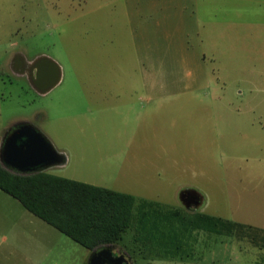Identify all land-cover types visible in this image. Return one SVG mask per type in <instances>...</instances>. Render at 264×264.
<instances>
[{"label": "rangeland", "instance_id": "obj_1", "mask_svg": "<svg viewBox=\"0 0 264 264\" xmlns=\"http://www.w3.org/2000/svg\"><path fill=\"white\" fill-rule=\"evenodd\" d=\"M236 2L239 14L244 1ZM230 5L0 0V147L19 123L42 127L52 145H69L74 134L67 128L79 111L70 105L77 93L163 94L171 146H132L128 151L135 157L129 160L137 165L102 173L106 186L135 197L134 209L143 199L163 207L147 212L114 245L133 256L132 264H264V77L245 63L241 45L236 67L225 63L227 49L216 60L203 50L208 44L213 49L214 41L222 49L220 29L227 25L213 22L228 21ZM262 8L254 7V21H264ZM42 56L60 68V80L45 92L31 73ZM116 118L110 114L108 126L86 134L108 142V153L123 150L127 137ZM72 168L70 160L63 169L47 171L70 176ZM187 188L202 195L198 210L188 212L180 204L178 192ZM1 198L13 202V210L0 201V264H87L90 250L0 190ZM165 253L171 256L155 257Z\"/></svg>", "mask_w": 264, "mask_h": 264}, {"label": "crops", "instance_id": "obj_2", "mask_svg": "<svg viewBox=\"0 0 264 264\" xmlns=\"http://www.w3.org/2000/svg\"><path fill=\"white\" fill-rule=\"evenodd\" d=\"M243 1L244 6L239 9V14L237 12L238 4L236 0H230L231 5L228 9V21L224 22L220 20L213 22L216 27L227 25V27L220 29V32H223V36L221 37L223 40L221 47L222 49L218 48L214 41L213 49L212 44H208L205 48H203V50L208 53L211 59L216 60L217 57H219L218 51L224 53L223 50L227 49L228 52L226 55L228 61L225 63L231 67H236V62L241 52V45L245 50V63L248 62V65L260 68L258 71L260 77H264V21H254L253 13L254 7L263 5L261 12L264 17V0L255 3H253V0ZM240 12H243V17L241 16ZM205 24V21H203V29L205 28ZM207 28H209V26H207ZM213 37L215 40L214 32ZM204 56L205 54L203 57ZM250 72H252L251 69ZM162 96L163 94L158 93L157 91L133 92L91 90L77 93V96L75 97L76 99L70 105L71 108L78 109L79 111H77L76 117L72 118L75 123L70 124L67 128L69 132L74 134V138L70 139L68 142L69 145H65L67 141H65L64 144L63 140H61L57 143L52 141L54 145L53 146L46 137V131L42 127H38V129L36 128L46 137L52 147L62 156V161L60 163L51 166L63 169L70 162V160H72V171H74V173L70 172L72 175L63 177L74 180L79 179L78 181L115 190V187L106 186L105 183L101 181L103 178L102 173L123 169L124 167L131 168L132 165H137L136 161L129 160V157H135V153L128 151L130 147L162 146L166 148L171 146L172 139L170 137L172 136V126L169 125L167 128L166 115L162 112L164 109L161 103V99L163 98ZM87 113L91 114L93 117L86 116ZM112 113L117 115L116 120L117 123H119V128L125 132L127 137L123 141V150L108 153V142L105 143L102 141H92L91 138H88L86 134L87 130H93L95 127L102 128L108 126L106 123L110 114ZM93 122L95 123L93 124ZM168 135H170V137ZM66 146L70 147L69 152L66 151ZM166 150L167 149H165V151ZM119 155H122L123 157L120 158ZM123 158H125V160H123ZM125 161H127L126 166L123 165ZM144 163L146 164V162H142V164ZM51 166H48L43 170L47 171ZM115 191L123 192L120 190ZM186 192H191L198 196L197 206L190 208L187 206L188 204H185L182 196ZM124 193L131 194L130 192ZM7 195L10 196L9 194ZM178 200L180 204L186 208V210H188V212L192 210H198L203 204L202 195H200L197 190L191 188L180 190L178 192ZM0 201L1 205L5 206L6 208L9 206L10 210H13V202L8 200V198H1ZM139 204L140 205L136 206V209H134L133 204L131 223L126 231L133 224L136 227L137 223L138 225L141 224L145 219L146 212L157 211V208H163L162 206H158V204L153 203L150 200L143 199L141 202H139ZM133 209L136 210L135 214H133ZM135 238L137 239V237ZM126 253L122 252V254L126 257L128 264H132L131 259H133V256ZM166 256L171 255H167V253H165V255L156 254L155 257L162 258ZM175 257L177 256L175 255Z\"/></svg>", "mask_w": 264, "mask_h": 264}, {"label": "trees", "instance_id": "obj_3", "mask_svg": "<svg viewBox=\"0 0 264 264\" xmlns=\"http://www.w3.org/2000/svg\"><path fill=\"white\" fill-rule=\"evenodd\" d=\"M0 190L90 251L121 240L131 223L133 195L45 170L20 173L0 162Z\"/></svg>", "mask_w": 264, "mask_h": 264}, {"label": "water", "instance_id": "obj_4", "mask_svg": "<svg viewBox=\"0 0 264 264\" xmlns=\"http://www.w3.org/2000/svg\"><path fill=\"white\" fill-rule=\"evenodd\" d=\"M36 69L32 81L39 91L45 92L60 80V68L54 60L39 57L34 62ZM62 156L52 147L46 137L29 123H19L10 129L0 147V162L16 172L30 173L58 164ZM107 250V251H106ZM107 252L108 257H116L120 263L128 264L123 254L114 256L108 248L92 250L87 264H104L100 253ZM106 264H117L109 263Z\"/></svg>", "mask_w": 264, "mask_h": 264}, {"label": "flooded vegetation", "instance_id": "obj_5", "mask_svg": "<svg viewBox=\"0 0 264 264\" xmlns=\"http://www.w3.org/2000/svg\"><path fill=\"white\" fill-rule=\"evenodd\" d=\"M35 71H36V69H35L34 63H33L32 70H31L32 76H34L33 74H35ZM182 198H183V201L185 202V204H188L187 206H189L190 208L197 206L198 196L194 195L193 193L186 192L183 194ZM114 245L115 244L104 246V247L108 248L109 251H111L114 256L122 254V252L118 248H115ZM100 256L105 260L104 264H106L107 262H109V263L113 262V263H117V264L120 263V261L116 257H113V258H111L110 256L108 257V254L105 251L100 253Z\"/></svg>", "mask_w": 264, "mask_h": 264}]
</instances>
